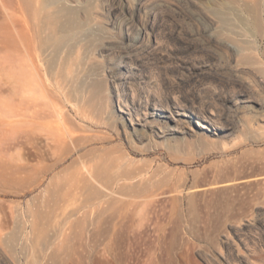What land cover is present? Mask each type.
<instances>
[{
    "label": "rangeland",
    "instance_id": "obj_1",
    "mask_svg": "<svg viewBox=\"0 0 264 264\" xmlns=\"http://www.w3.org/2000/svg\"><path fill=\"white\" fill-rule=\"evenodd\" d=\"M70 1L0 6V264H264V0Z\"/></svg>",
    "mask_w": 264,
    "mask_h": 264
},
{
    "label": "bare ground",
    "instance_id": "obj_2",
    "mask_svg": "<svg viewBox=\"0 0 264 264\" xmlns=\"http://www.w3.org/2000/svg\"><path fill=\"white\" fill-rule=\"evenodd\" d=\"M60 1L61 0H12V1H8V0H1L0 1V6L2 7V8H4V9H9L10 8V12H12L11 13V15L13 14V12L14 13H16V12H19L20 10L22 11V9L24 8L25 10H30V8L31 7H33V4L35 5V7H37L38 8V10H40V11H43L44 12V15L42 16V18H44V20H45V22H44V20L42 21L43 23H45L46 25H47V27H48V29L50 30V33H49V36H48V39L50 40H52V44L55 46V47H58L59 45H60V43H61V41H62V37L61 36H57L56 34V28H57V24H56V21H57V18H58V10H55V11H50L49 10V7L52 5V4H58V3H60ZM68 1V0H67ZM72 1V0H71ZM70 1V2H71ZM63 2V1H62ZM62 4H64V3H62ZM65 6L67 5L66 4V2H65V4H64ZM0 7V8H1ZM58 8H60V9H66L65 7H63V5L62 6H60V7H58ZM71 10V9H70ZM25 12H27V11H25ZM70 13V12H69ZM15 15V14H14ZM21 17V16H20ZM34 17H35V15H34ZM17 18V17H16ZM260 19V18H259ZM13 21V20H12ZM257 21H259V20H257ZM17 22V21H16ZM27 22H29V21H27ZM13 23H15V22H13ZM14 25V24H13ZM62 27V26H61ZM18 30H21V29H19V27H16ZM39 29V28H38ZM17 30V31H18ZM257 31V30H256ZM16 32V31H15ZM21 32H22V30H21ZM28 32V31H27ZM37 32V31H36ZM144 32V31H143ZM20 33V32H19ZM39 33V32H38ZM263 31H260V32H258V34H255V35H251V36H249V38H247V40H241L242 42H240V43H236V44H226L227 45V48L228 49H231L232 51H233V54L234 55H236V57H237V59L239 60V62L240 63H242V64H244V65H246L245 67L247 68V66H249L250 64H252V63H257L258 64V67L260 66L261 67V69L264 71V49H262L261 48V50H260V45H259V39H258V35H260V36H263ZM23 34V33H22ZM25 34V33H24ZM23 34V35H24ZM27 34V33H26ZM25 34V35H26ZM18 35V34H17ZM20 35H21V33H20ZM22 36V35H21ZM27 37V36H26ZM30 37V36H29ZM243 37V36H242ZM19 38V37H18ZM20 39V38H19ZM28 40V38H25V40ZM64 39V38H63ZM23 40V39H22ZM25 40H23V42H24V44H25V52L27 53L26 55L29 57H27L28 58V60L29 61H27L28 63H29V65L31 66V68H32V72L31 73H33L34 72V74H35V77H38L37 78V80L39 79V78H43L42 76H46V74L47 73H49V72H47V71H49V67H47V64H46V62H45V60L43 59V58H41L42 57V51L45 49L44 48V42H39L40 43V47L39 48H37L36 49V53H31V52H33V51H31L32 50V46L30 47V45H29V43H28V41L29 42H31V40L29 39L27 42L25 41ZM38 42V41H37ZM17 43V42H16ZM28 43V44H27ZM28 46H27V45ZM31 44V43H30ZM36 44V43H35ZM263 46H264V44H263ZM28 47H29V50H28ZM36 47V46H35ZM231 47V48H230ZM34 48V47H33ZM44 48V49H43ZM19 50V49H18ZM26 55H24L25 57H26ZM239 56V57H238ZM19 59H20V57H19ZM24 59V58H23ZM25 60V59H24ZM44 60V61H43ZM17 61H18V59H17ZM26 61V60H25ZM19 62H22L21 64H23V61H19ZM26 62V63H27ZM239 63V64H240ZM16 64V63H15ZM17 65V64H16ZM20 66V65H19ZM24 66V65H23ZM28 66V65H27ZM27 67H26V65H25V69H26ZM28 68H29V66H28ZM17 69H18V67H17ZM20 69V72H21V68H19ZM25 69H23V70H25ZM30 69V68H29ZM259 69V68H258ZM27 70V72H28V69H26ZM31 70V69H30ZM244 70V69H243ZM245 70H247L248 71V69H245ZM244 70V71H245ZM260 70V69H259ZM17 72H19V71H17ZM24 72V71H23ZM30 72V71H29ZM28 72V73H29ZM249 72V71H248ZM257 72V71H256ZM25 73V72H24ZM20 74V73H19ZM250 74V73H249ZM17 75V74H16ZM20 75H24V74H20ZM251 75V74H250ZM253 75V74H252ZM251 75V76H252ZM262 75H263V73H262ZM26 76V75H25ZM24 76V77H25ZM41 76V77H40ZM49 76V75H48ZM47 76V77H48ZM17 77H18V75H17ZM27 77V76H26ZM25 77V78H26ZM47 77H45V78H47ZM30 78V77H29ZM18 79V78H17ZM20 79V78H19ZM22 79H23V76H22ZM15 80H16V78H15ZM43 80H45V79H43ZM93 80V79H92ZM254 81H256V80H254ZM18 82V81H17ZM38 82V81H37ZM43 82V81H42ZM45 82V81H44ZM36 83V82H35ZM253 84V83H252ZM255 84H256V82H255ZM34 85V84H33ZM44 85H46V84H44ZM36 86H40V85H36ZM41 86H42V90L44 91L45 89H44V87H43V85H42V83H41ZM89 86H93V84H91V85H89ZM34 87V86H33ZM57 87H58V84H57ZM47 88H48V86H47ZM34 89V88H33ZM38 89V88H37ZM94 89V88H93ZM39 90V89H38ZM247 90V89H246ZM40 91V90H39ZM95 91V90H94ZM47 92V91H46ZM41 93V92H40ZM96 93V92H95ZM93 95V96H92ZM91 96L92 97H94V94H92ZM245 95V94H244ZM41 96V95H40ZM90 96V97H91ZM89 97V96H88ZM249 97V96H248ZM251 97V96H250ZM245 98V97H244ZM246 99V98H245ZM33 101L35 100V99H32ZM31 100V101H32ZM244 100V99H243ZM248 100V99H247ZM249 100L250 101H253V103L254 102H256V103H260L258 100H256V99H251V98H249ZM40 101V100H39ZM54 102V101H53ZM39 103H42V102H39ZM44 103V102H43ZM30 104V103H29ZM36 104L37 105H39L38 104V100H37V102H36ZM57 104V103H56ZM32 105V104H31ZM35 105V104H34ZM36 105V106H37ZM45 106H46V104H44ZM51 105H53L54 106V104H51ZM35 106V107H36ZM44 106V107H45ZM52 106V107H53ZM34 107V106H33ZM34 107V108H35ZM47 107V106H46ZM56 107V105L54 106V108ZM45 109V108H44ZM47 109V108H46ZM50 109V108H49ZM48 109V110H49ZM56 109V108H55ZM32 110H34V109H32ZM58 110H59V106H58ZM45 111V110H44ZM50 111V110H49ZM54 111V110H53ZM62 111V110H61ZM41 112H43V110L41 111ZM46 112V111H45ZM52 112V111H51ZM55 112V111H54ZM53 112V114H55V113H57V111L54 113ZM31 113H33V112H31ZM30 113V114H31ZM63 113V112H62ZM37 114H40L39 112L37 113ZM37 114H34V115H36L37 116ZM49 114H50V112H49ZM52 114V113H51ZM59 114H60V112H59ZM184 113L183 112H180L179 110H174L173 112L172 111H170L169 112V114H165L164 116L166 117V118H168V119H171V120H175V117L178 115V116H180V115H183ZM43 114H41V116H42ZM44 115H45V113H44ZM47 115H48V113H47ZM46 115V116H47ZM57 115V114H56ZM38 116H40V115H38ZM37 116V117H38ZM49 116V115H48ZM58 116V115H57ZM31 117V116H30ZM36 117V118H37ZM51 117H53L52 115H51ZM55 117V116H54ZM254 117V116H253ZM138 118V117H137ZM33 119V118H32ZM34 119H35V117H34ZM39 119V118H38ZM250 120V119H249ZM247 121V123L246 124H244V125H246L247 127H245V126H243L242 127V125H240V127L241 128H244L245 127V129L246 130H248V129H252L253 128V126H254V124L255 123H257V122H255V121ZM254 120V119H253ZM32 121H34V120H32ZM178 122H179V120H177ZM206 121V120H205ZM33 124H34V122H32ZM32 124V125H33ZM242 124V123H241ZM199 126H201V127H205V123L204 122H201V121H199ZM263 127V126H262ZM256 129H258L257 127H255ZM254 128V129H255ZM207 129H209V130H211L212 131V129H210V128H207ZM255 129V130H256ZM259 129H261V128H259ZM243 131H244V129H243ZM242 131V132H243ZM261 131V130H260ZM262 131L264 132V130H263V128H262ZM261 131V132H262ZM32 133V132H31ZM245 133V132H244ZM264 134V133H263ZM261 136V135H260ZM263 135H262V139H263ZM37 162V161H36ZM38 163V162H37ZM36 163V164H37ZM40 163V162H39ZM23 164V163H22ZM21 164V165H22ZM25 164V163H24ZM29 164V163H28ZM19 165V164H18ZM15 166V165H14ZM24 166V165H23ZM22 166V167H23ZM31 166V165H30ZM82 166V175H81V177H80V179H81V181L82 182H86L87 184H88V182L89 183H92V182H94V183H96L98 186H99V189L100 190H102L103 192H104V190H106V187H104L103 185H101L100 183H99V181H97V179L94 177V173H93V167L92 168H90V167H87L86 165H81ZM92 166V165H91ZM16 167V168H15ZM14 168L15 169H18L17 171H19V170H21V169H19V167H21V166H15ZM18 167V168H17ZM21 167V168H22ZM32 167V166H31ZM10 168H11V166H10ZM9 168V169H10ZM14 168H11V169H14ZM24 168H25V166H24ZM30 168V167H29ZM94 168H96V167H94ZM23 169V168H22ZM33 169H35V167L33 166ZM32 169V170H33ZM40 170V169H39ZM16 171V172H17ZM23 171V170H22ZM45 171V170H44ZM15 172V171H14ZM98 172H100V171H98ZM12 173V172H11ZM18 173V172H17ZM39 173V172H38ZM43 174V173H42ZM98 174V173H97ZM96 174V175H97ZM80 175V174H79ZM97 177V176H96ZM35 179V178H34ZM37 179V178H36ZM249 179V178H248ZM40 180V179H39ZM93 184V183H92ZM91 186V185H90ZM93 186V185H92ZM96 187V186H95ZM94 187V188H95ZM90 191H92V189H90ZM102 191H100V192H102ZM90 193V192H89ZM108 193V192H107ZM101 194V193H100ZM106 194V193H105ZM111 195V194H110ZM106 196V195H105ZM114 204V203H113ZM1 229V228H0ZM5 244V243H4ZM257 249V248H256ZM241 251V250H240ZM247 253H248V251H247ZM249 253H250V255H252V253H258V252H256V250L254 249V248H252L251 250H250V248H249ZM244 255V254H243ZM254 255V254H253ZM252 255V256H253ZM244 257V256H243ZM254 257V256H253ZM261 257V256H260ZM154 258V257H153ZM245 258L247 259L246 261H250V263H251V261L253 260V259H251L252 257H250L249 256V254H246L245 255ZM260 259V258H259ZM151 260H153V259H151ZM150 260V261H151ZM261 260V259H260ZM262 260H263V263H264V258H262ZM149 261V262H150ZM254 261V260H253ZM153 263V262H152ZM150 264H151V262H150ZM154 264V263H153ZM252 264H256V263H252Z\"/></svg>",
    "mask_w": 264,
    "mask_h": 264
}]
</instances>
